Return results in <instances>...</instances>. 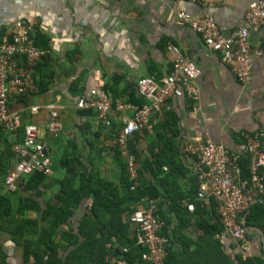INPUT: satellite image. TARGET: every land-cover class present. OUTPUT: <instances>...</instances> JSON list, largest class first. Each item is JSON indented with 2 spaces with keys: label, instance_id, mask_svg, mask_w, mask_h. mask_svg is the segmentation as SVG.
<instances>
[{
  "label": "crops",
  "instance_id": "obj_1",
  "mask_svg": "<svg viewBox=\"0 0 264 264\" xmlns=\"http://www.w3.org/2000/svg\"><path fill=\"white\" fill-rule=\"evenodd\" d=\"M257 1L221 0L214 6H199L174 0H0V41L10 24L24 19L35 27L32 38L35 41L38 35L37 46L50 52L46 61L36 66V93L14 98L10 107L22 113L24 124L45 129L49 114L45 107L57 106L62 123L59 133L46 136L52 174L31 192H25L23 187L30 176L16 193L5 191V178L17 159L12 151L13 138L0 133V212L9 213V219L0 214V264H34L33 258L26 259L23 244H31L40 234L30 224L18 226L21 198H30L29 206H36V210L24 212L28 220L37 224L34 228H47L54 225L55 209L66 193L82 188L83 175H95L103 181L104 186L87 185L98 195L116 190L125 196L126 160L119 154L115 138L121 124L115 122L105 128L96 112L80 110L77 103L95 90L114 104L137 106L135 103L143 101L137 91L138 80H159L170 73L167 48L171 44L197 61L201 72L197 80L199 100L192 101L179 87L168 101L169 111L162 119L154 118L150 129L132 136L128 149L140 172L137 188L155 186L160 196L157 200L142 198L138 204L159 214L163 223L160 234L167 228L171 233V238L166 237L169 245L179 252L184 245L203 237L200 227L219 218L217 203L198 197L196 157L184 156L182 148L206 140L220 144L236 155L241 179H249L250 171L244 176L239 162L242 158L249 160L243 147L248 134H259L264 140V56L254 58L249 80L241 82L222 63L220 54L210 50L199 34L178 19V13L212 16L220 32L229 36L242 25L250 5ZM262 40L261 30L251 32L252 51L260 50ZM32 106L41 107L37 115L30 113ZM22 136L21 131L16 141ZM154 154L163 155L173 166H165L162 173L154 165L152 172L149 166ZM68 169L75 170V174ZM262 178L264 181V172ZM67 181H73L71 187ZM82 195L84 199L74 216L54 236L58 260H66L75 248L76 243L71 244L65 233H78L81 220L95 203L93 193L84 191ZM130 217L131 213H123L122 223L129 228V238L135 240L137 227ZM18 231L21 239L16 235ZM251 233V253L264 258V235L254 230ZM175 235L184 240H176ZM215 239L224 241L226 249L236 245L222 233Z\"/></svg>",
  "mask_w": 264,
  "mask_h": 264
},
{
  "label": "built area",
  "instance_id": "obj_2",
  "mask_svg": "<svg viewBox=\"0 0 264 264\" xmlns=\"http://www.w3.org/2000/svg\"><path fill=\"white\" fill-rule=\"evenodd\" d=\"M190 1L199 6H214L221 0H174ZM178 19L187 24L201 36L204 44L218 52L224 65L230 67L241 82H247L255 57L264 56V0L250 5L242 25L229 36L221 34L212 16L193 17L185 12L178 13ZM35 27L24 19H17L7 28L0 41V131L13 138L12 151L17 163L4 182V189L16 193L24 179L34 173L44 176L52 174L50 147L47 135L59 133L62 128L57 106H46L48 111L45 129L35 124H24L20 111L12 109L14 98L30 96L37 91L35 81L36 66L45 62L49 50L36 46L32 34ZM262 31L263 40L260 50L254 52L250 46L252 31ZM171 60V71L159 80L147 77L137 82V91L146 103L142 107L124 102L113 103L105 95L90 91L89 98L77 103L80 110L94 111L105 128H111L115 122L121 127L115 132L117 150L126 160L127 172L134 181L132 190L137 187L138 173L136 159L129 152L128 141L135 134L150 129L155 119H162L169 111V99L179 87L188 97L197 102L199 89L197 80L200 68L195 58L187 57L171 44L167 48ZM41 107H30V113L37 115ZM23 131V141L17 142ZM244 152L249 156L250 177L242 180L237 165V157L220 144L211 140L195 144H186L182 148L184 156L196 157V170L199 181L198 197L213 199L217 203L219 222L223 226V235L240 243L241 250L251 253L252 240L244 224L245 215L255 205L264 207V140L259 134H248L244 143ZM192 209V206H189ZM130 220L136 225L135 241L145 249L142 256L150 264H164L169 240L160 234L163 223L153 209L141 205L134 207ZM106 245L107 264H129L124 254L126 248L116 251L114 243Z\"/></svg>",
  "mask_w": 264,
  "mask_h": 264
},
{
  "label": "trees",
  "instance_id": "obj_3",
  "mask_svg": "<svg viewBox=\"0 0 264 264\" xmlns=\"http://www.w3.org/2000/svg\"><path fill=\"white\" fill-rule=\"evenodd\" d=\"M3 30L1 31V36L4 33ZM37 36L38 35L36 34L35 42L38 44ZM40 48L44 47L40 46ZM141 99L143 101L135 103L138 107H142L146 103L143 98ZM21 139L23 141V136L20 137L18 142H22L20 141ZM239 164L245 172L242 174L247 176V174H249L250 165L248 158H242ZM154 165L157 169L156 171L162 173L165 166L170 168L173 166L169 161H165L163 155L156 154H154V162L150 163L149 166V169L152 172L154 171ZM123 170L124 178L128 180V186L125 188V196L115 193L116 190H112V193L109 192V195L106 193V195L104 193L98 195V191L95 189L90 190V185L89 187L87 185L91 183H99L104 186L103 181L94 178L96 177L95 175H83L81 176V181L85 185L81 184L82 188L77 189L73 193L64 194L66 198L61 199L62 204L58 209H55L56 219L53 222L54 225L51 227L34 228L37 224L35 221L28 220L24 212L29 211V209L36 210V206L34 208L29 206L30 203H28V200L30 198H21V208L19 210L21 218L17 223L18 226L21 228L30 224L33 229H36L38 235L40 234L37 237L38 239L32 241L31 244H23L26 259L30 260L33 258L34 264H57L55 260L61 262L60 264H107L105 262V258L108 255L106 245L112 242L113 238H117L114 243L116 251L120 252L122 248H126L127 253L124 254V258L129 264H150L142 259L145 249L137 245L134 239L132 240L129 238V228L122 223V216L123 213L132 214L134 207L138 205L142 198L150 196V198L157 200L160 197L159 192L155 186H152V190L149 189V187H144L143 189L136 187L137 189L135 188L136 190L132 191L134 181L131 180L127 172L126 162ZM68 171L74 174L76 172L72 169H68ZM45 178L46 176L41 173H34L29 177L27 184L23 185V187H25L24 191L31 192L37 189ZM177 181L178 180H174V183H177ZM72 182L73 181H67L66 185L71 187ZM84 191L93 193L95 203L91 210L88 211L81 220L78 228L79 232L74 233L72 230L73 232L69 231L65 233L66 239L68 240V238H70L71 244L73 242L76 243L74 244L75 248L69 253V255H67L66 260H58V246L54 241V236L59 233L58 230L60 226L74 216V210L79 207L81 201L84 199V195H82ZM2 204H5L3 198ZM131 206H133L132 209ZM48 213H50V211H48ZM0 214L5 219H9V213L7 210L6 212H0ZM244 224L249 230L250 238L252 236L251 231L253 230L260 231L264 235V207L261 205L253 206L245 215ZM200 228L203 229V237L197 241L191 242V245H184L182 247L186 249L182 250L184 252H178L169 245L164 264H264V258L262 256L253 255L252 253H244L241 250V245L238 241L233 239L236 242V245H230V248L226 249L224 241L215 239L217 234L223 233V227L219 222V218L213 221V223L209 222V224H207L205 222ZM19 231L22 232V230ZM19 231V234L17 233L16 235L21 239L22 234ZM180 233L183 234V231ZM161 234L165 237H170L169 234L171 233L169 228H167L166 230L164 229ZM177 237L180 240H184L180 236H176V240ZM19 244H21V240H19Z\"/></svg>",
  "mask_w": 264,
  "mask_h": 264
}]
</instances>
